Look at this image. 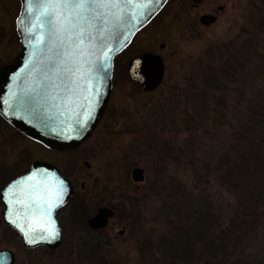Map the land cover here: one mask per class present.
I'll return each instance as SVG.
<instances>
[{"label": "rangeland", "instance_id": "374dc122", "mask_svg": "<svg viewBox=\"0 0 264 264\" xmlns=\"http://www.w3.org/2000/svg\"><path fill=\"white\" fill-rule=\"evenodd\" d=\"M199 1L170 0L125 53L114 59L117 71L107 114L77 152L48 151L0 119V191L10 175L23 172L33 161L45 160L73 177L77 190L84 184L86 191L102 198L113 193L119 200L118 208L126 213L119 214L117 221L125 235L115 233L114 244L98 246L102 259L88 264H139L142 239L154 244L147 261H159L163 243L168 246L173 234L194 230V211L199 207L211 203L224 229L246 210L244 198L240 201L230 192L233 187H226L228 169L239 173L246 168L238 170L243 165H238L241 162L234 154L218 164L224 153L242 150L252 139L264 154V144L259 143L264 138V0ZM18 4L0 0V68L20 51L13 22ZM219 8L223 10L216 18L213 14ZM203 14L214 16L215 21L203 25ZM144 52L159 55L164 63L163 80L151 92L143 91L127 72L128 62ZM204 106H208L205 111ZM91 148L92 153L86 151ZM84 161L90 169L82 165ZM137 167L144 171V182L127 188L120 181ZM95 175L100 176L98 182L91 178ZM230 179L235 182V175ZM134 189L138 193L133 205L129 199H118L119 191ZM240 219L243 227L242 220L248 218ZM9 235L0 231V250L14 251L17 264H22L28 252L10 242ZM195 260V264H264V220L238 246L231 244L215 257Z\"/></svg>", "mask_w": 264, "mask_h": 264}, {"label": "water", "instance_id": "95a60500", "mask_svg": "<svg viewBox=\"0 0 264 264\" xmlns=\"http://www.w3.org/2000/svg\"><path fill=\"white\" fill-rule=\"evenodd\" d=\"M167 1L19 0L15 26L20 51L0 68L1 118L49 150L78 148L106 110L114 58ZM214 21L212 15L200 18L205 26ZM127 69L146 92L155 90L164 77V63L157 54L138 55ZM131 176L135 182L144 181L141 168L132 169ZM71 195V184L54 165L35 161L1 190L2 214L21 236L23 247L55 248L60 231L54 211ZM110 216L109 209H100L90 225L104 227ZM13 260L10 250H0V264Z\"/></svg>", "mask_w": 264, "mask_h": 264}, {"label": "flooded vegetation", "instance_id": "af4514ba", "mask_svg": "<svg viewBox=\"0 0 264 264\" xmlns=\"http://www.w3.org/2000/svg\"><path fill=\"white\" fill-rule=\"evenodd\" d=\"M12 2V0H11ZM15 2H19V0H15ZM170 0L167 1L164 8L154 17V19L143 29H141L139 32L141 33L145 28L150 26L153 21L161 14V12L165 9V7L168 5ZM200 3L202 0L199 1ZM199 3V4H200ZM197 5H192L193 7H197ZM18 9L16 11V15L14 17L13 22L15 23V19L18 16L20 4H18ZM223 10H219V12H215L213 15L217 18L218 14ZM204 15V14H203ZM202 16V15H201ZM199 16V18L201 17ZM198 18V21H199ZM200 23V22H199ZM14 30L15 24H14ZM138 32V33H139ZM135 37V36H134ZM133 41V39H132ZM132 41L130 45L132 44ZM145 53V52H144ZM116 69H114L113 64V71H112V84H113V77L116 73ZM128 72V69H127ZM129 75V74H128ZM138 84V83H136ZM112 89V88H111ZM109 103V101H108ZM108 106V104H107ZM107 107L104 112L103 117L101 118L98 126L93 131L92 135L82 144L85 145L87 141L95 134V132L98 130L100 124L102 123L103 118L106 116ZM0 119L5 123L13 132L19 133L16 131L12 126H10L6 121H4L1 116ZM82 145H80L78 148L72 150V151H63V152H56L47 149L48 151L57 153V154H71L74 152H77L80 148H82ZM46 149V148H45ZM86 151L91 150L86 149ZM89 152V153H90ZM87 153V152H85ZM81 155H83L81 153ZM84 156L88 157L89 154H84ZM44 162H47L43 160ZM34 162V161H33ZM31 162L26 170L23 172L12 174V176L7 179L6 183L2 187V189L13 179L27 173L31 167ZM52 165H54L60 174L69 181V183L72 186V195L69 197L68 201L61 207L57 208L54 211V220L55 224L58 227L60 231V241L57 247L51 248L47 245H38L33 248H25L22 245L21 236L19 233L9 224L5 221L3 217V210L4 205L0 202V228L1 232H9V240L12 243L17 244L21 249L25 252H28V257L24 258L25 264H88L91 262H99V258L102 259V257H99V251L97 250L98 246H108L110 244H114L115 238L117 234L118 237H122L125 235V228L120 227V224L117 221V218L119 214H125L123 210L118 208V204L120 203L119 200L116 199L113 193L109 198H102L98 196L95 193H92L90 191L84 190V184L79 185V190L76 189V183L71 176H67L66 173L63 171V169L51 162H47ZM82 165L86 169H90V165L87 162H83ZM140 168V167H137ZM134 169V168H133ZM132 171V170H131ZM93 182H98L100 179L99 175H95L94 177H91ZM108 180H113L111 177H108ZM120 182H125L128 185H126L127 188L133 187L134 185H141L142 183L135 182L132 179V176H123V180ZM135 188V187H133ZM1 189V190H2ZM137 193L138 191L129 192H118V199H123L127 201L129 199L130 205L134 204V201L137 200ZM117 200V201H116ZM118 203V204H117ZM109 209L111 211V216L107 219V223L104 227L96 228L92 227L90 225V221L94 219L100 209ZM127 216V214H126ZM127 220L131 219L130 217H126ZM120 229V230H119ZM10 250V249H8ZM13 254V264H17L16 262V255L14 251L10 250ZM22 261V264H24Z\"/></svg>", "mask_w": 264, "mask_h": 264}, {"label": "trees", "instance_id": "16d2710c", "mask_svg": "<svg viewBox=\"0 0 264 264\" xmlns=\"http://www.w3.org/2000/svg\"><path fill=\"white\" fill-rule=\"evenodd\" d=\"M246 47L249 49L248 44H246ZM115 60L117 61V58ZM213 93L215 94V91H213ZM203 109L204 111L207 110L208 106H204ZM19 135L21 134L19 133ZM255 143L254 139H252L249 144H246L244 149L240 150V148H238L236 150H231V153L230 151L224 153L218 164L219 167L221 162H224L225 159H229L231 154H234L237 156L238 161L241 162V164L238 165H243L239 166L238 170L242 167L246 168L239 173H236V170L233 168L226 171V176L228 177L226 184L227 190L232 186L233 189H230L232 190L230 192L239 195L240 201L244 198L243 207L246 208V210L238 215V220L235 221L236 216H234L229 221L226 229L220 227L218 224L219 219L214 214L212 207H210L211 203H207L205 206L199 207L200 210L196 209V211H194L196 213V218L194 224H192L194 228L192 232H187L189 231L187 229L180 230L179 234H173L171 236L168 246H166V243H163L164 245L160 249L161 259L159 261L156 259L147 261V256L149 257L152 255L153 250L151 248H153L154 244H150L144 241V239H142V242H138L139 264H173L177 262H180L179 264H195L197 262L195 260L196 258H204L206 256L215 257L220 251L231 244L238 246L244 238L247 239L250 233L256 231L257 224H261L264 220V154L262 147H254ZM259 143L263 145L264 138L260 137ZM236 146L239 147L238 144ZM161 152H164V155H168L164 149H161ZM231 163L232 162H229L228 164L230 165ZM232 175L236 177L235 182L230 179ZM221 184L225 185V182L221 181ZM241 184L244 185L241 186ZM247 190V196L242 197L241 195H244ZM234 199L236 198L234 197ZM242 217L248 218L242 220L243 227L239 226L240 218ZM235 233L238 235L235 236ZM200 264L220 263H217V261L216 263L205 261V263Z\"/></svg>", "mask_w": 264, "mask_h": 264}, {"label": "bare ground", "instance_id": "6f19581e", "mask_svg": "<svg viewBox=\"0 0 264 264\" xmlns=\"http://www.w3.org/2000/svg\"><path fill=\"white\" fill-rule=\"evenodd\" d=\"M139 34H140V32H139V33H137V34L135 35V37L133 38V41H134V39H135V38H136V37H137ZM133 41H132V42H133ZM125 51H126V50H125ZM125 51H123V52H122V53H121V54H120L118 57H120L122 54H124V53H125ZM118 57H117V58H118Z\"/></svg>", "mask_w": 264, "mask_h": 264}]
</instances>
